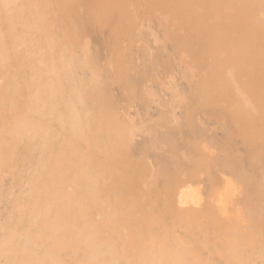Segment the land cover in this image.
<instances>
[{
    "label": "bare ground",
    "instance_id": "1",
    "mask_svg": "<svg viewBox=\"0 0 264 264\" xmlns=\"http://www.w3.org/2000/svg\"><path fill=\"white\" fill-rule=\"evenodd\" d=\"M0 264H264V0H0Z\"/></svg>",
    "mask_w": 264,
    "mask_h": 264
}]
</instances>
